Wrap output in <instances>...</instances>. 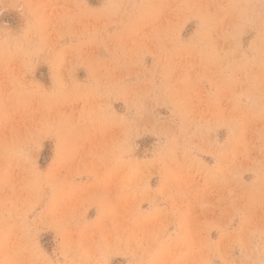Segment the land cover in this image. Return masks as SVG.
I'll list each match as a JSON object with an SVG mask.
<instances>
[{
	"label": "rangeland",
	"instance_id": "obj_1",
	"mask_svg": "<svg viewBox=\"0 0 264 264\" xmlns=\"http://www.w3.org/2000/svg\"><path fill=\"white\" fill-rule=\"evenodd\" d=\"M0 264H264V0H0Z\"/></svg>",
	"mask_w": 264,
	"mask_h": 264
}]
</instances>
